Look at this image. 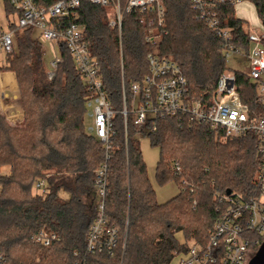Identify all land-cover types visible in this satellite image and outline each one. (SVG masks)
<instances>
[{
  "label": "trees",
  "instance_id": "trees-1",
  "mask_svg": "<svg viewBox=\"0 0 264 264\" xmlns=\"http://www.w3.org/2000/svg\"><path fill=\"white\" fill-rule=\"evenodd\" d=\"M248 1L255 5L264 26V0ZM6 2L16 48L0 72L15 73L25 117L13 125L0 113V254L5 264H173L175 256L187 252L190 244L207 243L209 230L220 217L215 195L228 189L252 193L255 188L256 134L249 132L222 144L206 125L180 128L176 118L150 122L142 134L161 150L156 181L160 186L174 182L179 188L177 195L159 202L133 115H128L126 129L121 113L123 81L130 101V85L148 73V27L138 12L126 16L121 48L119 30L109 26L110 8L81 0L78 16L71 23L84 28L116 112L106 215L109 225L118 230V241L112 253H89L87 239L99 199L96 172L106 161L103 144L86 130L89 92L66 46L60 49L62 62L56 78L49 81L42 40L32 28L16 25L20 13ZM35 2L49 6L54 0ZM163 3L168 34L160 46L161 55L182 67L189 98L207 103L227 70L223 42L196 16L189 0ZM221 18L233 28L234 45L249 51L247 22L230 5L222 7ZM237 77L242 102L259 112L256 85L246 73L237 72ZM4 168H9L8 173H3ZM42 181L44 186L37 188ZM43 227L59 236L47 248L33 242ZM179 232L186 243L177 239Z\"/></svg>",
  "mask_w": 264,
  "mask_h": 264
},
{
  "label": "built area",
  "instance_id": "built-area-1",
  "mask_svg": "<svg viewBox=\"0 0 264 264\" xmlns=\"http://www.w3.org/2000/svg\"><path fill=\"white\" fill-rule=\"evenodd\" d=\"M20 13L16 19L19 28H32L42 41L51 43L56 56L48 64V78L54 80L62 62L60 49L66 46L82 75L89 92L86 101L87 133L99 140L106 151V161L96 172L98 202L97 218L90 227L87 239L89 253L113 252L118 241V230L109 225L106 215L108 188V160L114 135L115 110L111 104L100 73L99 62L92 56L85 30L71 23L77 18L81 0H54V3L38 5L35 0H9ZM93 4L111 8L109 26L119 30L122 48L124 18L135 12L143 15L141 23L147 25L146 42L150 45L147 55L148 73L130 85L131 100L126 97L123 81V109L125 128L128 115L140 134L149 129V124L158 118H176L180 128L192 129L197 125L209 126L221 139L235 140L249 132L258 138V170L252 193L231 190L228 194L217 193L220 217L208 233L205 244H190L189 250L179 253L178 264H249L264 242V26H246L250 49L238 48L232 42L233 28L223 24L221 9L245 0H189L196 16L223 42L226 59L232 53L248 57L249 71L257 89V103L261 110L254 111L244 104L238 90L237 72L226 70L218 80L207 103L191 100L188 96V78L182 67L173 59L161 55L160 46L168 34V23L163 0H88ZM10 22V20H9ZM15 49V32L0 27V54H11ZM3 94V95H2ZM5 91L2 86V100ZM138 99V101H137ZM155 130V128L153 129ZM180 171L179 164L174 165ZM44 186V181L37 183ZM59 241V236L43 227L33 236V242L41 247H50ZM6 258L0 254V264Z\"/></svg>",
  "mask_w": 264,
  "mask_h": 264
},
{
  "label": "rangeland",
  "instance_id": "rangeland-1",
  "mask_svg": "<svg viewBox=\"0 0 264 264\" xmlns=\"http://www.w3.org/2000/svg\"><path fill=\"white\" fill-rule=\"evenodd\" d=\"M6 4H7L6 0H0V27L1 29H4V30H7L9 28V19L6 13ZM110 11H112L111 8H110ZM236 11H237L238 16L244 17L248 20L247 26L249 25L251 27H259L261 25L256 7L251 1L245 0L241 3H238L236 5ZM37 38L39 39V37ZM41 42L44 47L45 60L47 64H49L56 55L54 47L49 42H46V41H41ZM15 48H16V40H15ZM6 57H7V54L5 53L0 54V68L6 66ZM226 69L230 71L242 72V73L248 72L249 71L248 57L238 54V53H232L227 59ZM10 73H13L15 75L14 72H10ZM14 75L7 74L6 72H0L1 93H2L3 85L6 91L4 94V99L2 100V96L0 98V104L1 103L3 104V102L5 101V105H8V106L11 105V107H8L6 110L0 109V113L5 115V117L11 124L17 125V124H21L24 121L25 115L23 111L22 102L20 100L18 84L15 85L17 83V79L14 77ZM8 93H10L9 94L10 96L8 95ZM88 122H91V120H86L85 118V123H88ZM215 139H216V142L222 143V144H226L228 142L233 141V140L221 139L216 135H215ZM140 146H141L142 153H143V159L148 167L149 177L153 183L154 188L157 191L159 200L163 201L164 199H167V196L165 195L166 193H162V192L163 191L167 192L170 189L172 190L174 187L173 184H175V186H177V184L172 182L173 184L169 183L164 186H160L157 183L156 178H155V170H156L158 161L160 160V157H161V150L159 147L152 146L151 141L147 136H140ZM8 171H9V168L3 169V173H8ZM63 197L65 199H68L69 195L64 193ZM177 239L181 243H186L184 234L182 232H179L177 234ZM180 257H181L180 255H176L173 260V264H178Z\"/></svg>",
  "mask_w": 264,
  "mask_h": 264
},
{
  "label": "crops",
  "instance_id": "crops-1",
  "mask_svg": "<svg viewBox=\"0 0 264 264\" xmlns=\"http://www.w3.org/2000/svg\"><path fill=\"white\" fill-rule=\"evenodd\" d=\"M236 16L238 17V18H240V19H242V20H245L247 23H248V20L246 19V18H244V17H241V16H238V14H237V11H236ZM261 24V23H260ZM54 47V46H53ZM54 50H55V48H54ZM55 54H56V50H55ZM56 56V55H55ZM7 74H12V75H14L13 73H10V72H6ZM14 77L16 78V76L14 75ZM15 85H17V83L15 84ZM3 89H4V85H3ZM13 90V89H12ZM16 90H17V88H16ZM4 91H5V89H4ZM6 92V91H5ZM10 93H8V95H9ZM10 96V95H9ZM8 107H11V105H3L2 103L0 104V109H2V110H6ZM173 184V183H172ZM173 189L170 191H163L162 193H166L165 195L167 196V199H164L163 201H160L159 200V196H158V194H157V199H158V201L159 202H161V203H163V202H166V201H168L169 199H171L172 197H174L175 195H177V193L179 192V189H178V187L177 186H175V184H173ZM156 190V189H155ZM157 192V191H156ZM164 195V194H163Z\"/></svg>",
  "mask_w": 264,
  "mask_h": 264
},
{
  "label": "water",
  "instance_id": "water-1",
  "mask_svg": "<svg viewBox=\"0 0 264 264\" xmlns=\"http://www.w3.org/2000/svg\"><path fill=\"white\" fill-rule=\"evenodd\" d=\"M231 192V189L227 190V193L229 194ZM249 264H264V242L260 246L257 253L252 257Z\"/></svg>",
  "mask_w": 264,
  "mask_h": 264
},
{
  "label": "bare ground",
  "instance_id": "bare-ground-1",
  "mask_svg": "<svg viewBox=\"0 0 264 264\" xmlns=\"http://www.w3.org/2000/svg\"><path fill=\"white\" fill-rule=\"evenodd\" d=\"M3 104L5 105V101L3 102Z\"/></svg>",
  "mask_w": 264,
  "mask_h": 264
}]
</instances>
